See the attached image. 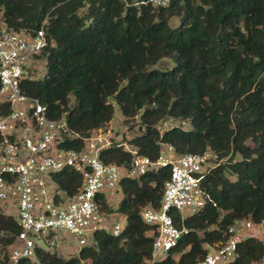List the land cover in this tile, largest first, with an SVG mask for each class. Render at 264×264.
<instances>
[{
	"label": "trees",
	"instance_id": "obj_1",
	"mask_svg": "<svg viewBox=\"0 0 264 264\" xmlns=\"http://www.w3.org/2000/svg\"><path fill=\"white\" fill-rule=\"evenodd\" d=\"M0 8L14 30L32 32L45 19L47 46L37 56L45 72L20 87L48 117L63 115L71 132L87 136L112 118L113 99L123 123L138 115L141 132L127 141L138 154L155 159L159 143H166L178 155L209 150L222 160L203 178L209 201L201 209L183 218L168 211L175 226L188 231L153 264L193 262L204 256L206 245L226 239L234 220L264 218V0H170L163 7L119 0H0ZM161 59L172 66L155 67ZM168 117L186 119L190 127L160 132L159 122ZM81 143L77 138L60 145L78 149ZM99 157L117 165L130 160L115 146ZM168 174L166 166L121 178L115 213L125 217L122 231H95L68 258L35 247L39 264H146L150 227L139 211L158 208ZM52 177L68 194L80 181L69 169ZM101 207L111 211L103 201ZM17 231L14 220L0 213V262ZM263 257L264 241L247 237L228 264H257Z\"/></svg>",
	"mask_w": 264,
	"mask_h": 264
},
{
	"label": "built area",
	"instance_id": "obj_2",
	"mask_svg": "<svg viewBox=\"0 0 264 264\" xmlns=\"http://www.w3.org/2000/svg\"><path fill=\"white\" fill-rule=\"evenodd\" d=\"M119 1L136 7H163L170 0ZM44 25L45 19L32 32L14 30L4 21L0 8V213L10 216L18 228L0 264H20L22 259L39 264L34 248L41 247L36 241L45 240V250L55 249L63 233L75 239L73 255L95 231L118 235L125 217L114 219L117 213L112 208L102 209V201L110 207L109 201L121 193V178H138L167 166L169 174L163 182L158 208L144 207L139 211L140 220L150 227L151 253L146 264L158 262L188 231L177 228L168 211H177L183 218L201 209L209 201L203 178L222 160L209 150L178 155L166 143H159L157 157L150 159L103 128L80 137L67 128L63 115L57 119L48 117L45 107L20 87L22 80L32 79L37 56L47 46ZM157 127L162 132L173 127L188 129L190 124L186 119L168 117ZM77 138L82 141L78 149L60 145ZM111 146L130 155L127 165L100 159L99 152ZM64 169L80 176L71 194L60 189L52 177ZM226 232L224 241L205 246L202 258L184 264H228L236 257L239 241L247 237L264 241V218L256 222L249 218L234 220Z\"/></svg>",
	"mask_w": 264,
	"mask_h": 264
},
{
	"label": "rangeland",
	"instance_id": "obj_3",
	"mask_svg": "<svg viewBox=\"0 0 264 264\" xmlns=\"http://www.w3.org/2000/svg\"><path fill=\"white\" fill-rule=\"evenodd\" d=\"M170 24L175 25L176 21L175 19H170ZM172 61L169 59H161L155 67L165 69L172 66ZM45 72L44 68V60L43 58H40L39 61L36 63V68L34 69V73L32 74V78H40L43 73ZM70 103H72V97L69 98ZM113 106V114L112 118L106 123V125L103 127L104 131H110L111 134L115 135L117 139H123L124 141H128L131 137H134L135 135H138L141 130L138 126L137 120L138 115H136L134 118L130 119L128 123L122 122V116L120 114L118 105L113 99L109 100ZM231 178V177H230ZM121 199V194L117 192L116 196L109 201V205L113 211L115 212V208L117 207L118 201ZM119 218V216L115 215L114 219ZM123 222V221H121ZM59 236L62 239V242L58 244V246L54 247L58 256L62 258H68L73 253H75L76 250V242L75 239H73L71 236L67 235L66 233L59 234ZM37 245L40 246L42 249H47V243L45 240H37ZM81 264H87L85 261H83ZM257 264H264V257L263 259L257 263Z\"/></svg>",
	"mask_w": 264,
	"mask_h": 264
}]
</instances>
